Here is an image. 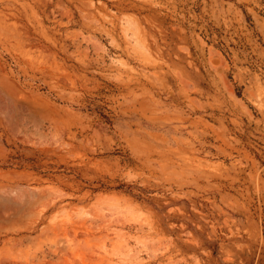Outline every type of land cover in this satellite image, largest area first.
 <instances>
[{
	"label": "rangeland",
	"instance_id": "1",
	"mask_svg": "<svg viewBox=\"0 0 264 264\" xmlns=\"http://www.w3.org/2000/svg\"><path fill=\"white\" fill-rule=\"evenodd\" d=\"M0 264H264V0H0Z\"/></svg>",
	"mask_w": 264,
	"mask_h": 264
}]
</instances>
